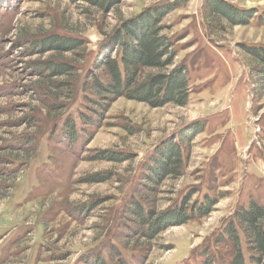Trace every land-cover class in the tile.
<instances>
[{
    "label": "rangeland",
    "instance_id": "rangeland-1",
    "mask_svg": "<svg viewBox=\"0 0 264 264\" xmlns=\"http://www.w3.org/2000/svg\"><path fill=\"white\" fill-rule=\"evenodd\" d=\"M220 1L251 12L249 23L212 16L213 0H122L107 12L79 0H0V242L8 224L27 231L2 245L0 264H231L232 225L252 264L238 215L252 202L264 209V75L248 53L264 50V0ZM163 4L176 6L162 24L176 52L167 72L186 66L188 102L154 109L120 98L96 127L86 126L81 114L100 101L89 78L100 49L123 22ZM50 36L84 47L64 55L27 51ZM47 61L75 73L44 80L31 66ZM97 74L105 79L103 70ZM68 119L78 134L71 147L59 142ZM173 139L184 166L155 196L148 169ZM99 153L129 158L96 160ZM94 177L105 181L86 182ZM206 198L217 201L207 217L150 241L126 214L133 201L149 199L164 213Z\"/></svg>",
    "mask_w": 264,
    "mask_h": 264
},
{
    "label": "trees",
    "instance_id": "trees-1",
    "mask_svg": "<svg viewBox=\"0 0 264 264\" xmlns=\"http://www.w3.org/2000/svg\"><path fill=\"white\" fill-rule=\"evenodd\" d=\"M79 1L97 7L102 12H107L122 0ZM213 3L214 5L210 9L212 16L218 19L223 18L230 24L247 25L252 18L251 12L250 14L249 12L244 14L236 12L238 9H232L228 4H225L226 2L213 0ZM175 7L172 4H163L147 9L131 20L123 22L120 28L109 36L100 49L94 64V71L89 76L92 79L91 88L100 101H91L90 105L94 106L87 108L90 113L81 114V120L86 126L96 127L95 121H99L97 117L102 118L101 116L108 111L110 105L120 98L144 103L154 109L162 108L167 104L186 105L189 100V80L186 66L179 65L167 72L168 68L174 65L176 52L171 41L164 35L162 24L165 17ZM249 16L251 17L249 18ZM83 47L82 42L77 39L50 36L34 42L27 51L34 54L52 52L64 55L76 53ZM248 53L258 63L260 74L264 75V50H249ZM31 69L36 72L35 75L44 80L70 77L75 73L74 67L70 64H53L50 61L34 63ZM99 70L105 72V79L98 76ZM147 70H158V72L146 74ZM91 114L92 117H90ZM63 131L64 134L60 135L59 142L62 145L63 143L67 145L66 147L69 145L71 147L78 140L75 123L68 119L64 124ZM195 132L192 133V136ZM186 134L187 132L179 134L184 142L188 141ZM192 136L190 137L192 138ZM156 157L157 159H155L152 169H148L149 174L146 177L148 192H152L151 194H155V196L157 188L169 178L177 179L184 166L183 150L174 139L164 142ZM128 158L118 153H99V156H95L96 160L114 163H122ZM104 181V179L94 177L86 182L102 183ZM141 202L142 204L139 201H133L126 214L131 218V222L138 227L142 238L148 241L157 238L170 227L188 223L196 215L207 217L217 204L216 200L206 198L200 206L196 204L189 208V201L186 199L177 208L159 213L154 210L149 199ZM146 203L148 209L145 207ZM81 211L83 210L81 209ZM238 220L241 229L246 234L251 252L255 254L251 258L252 264H264V209L252 202L248 209L238 215ZM232 226L228 230L229 243L234 249L231 264H245L240 237L235 225ZM99 261L98 264H100Z\"/></svg>",
    "mask_w": 264,
    "mask_h": 264
},
{
    "label": "crops",
    "instance_id": "crops-1",
    "mask_svg": "<svg viewBox=\"0 0 264 264\" xmlns=\"http://www.w3.org/2000/svg\"><path fill=\"white\" fill-rule=\"evenodd\" d=\"M6 227H9V229H8V233L5 235V239H4V241L3 242H0V249H1V247H2V245L5 243V242H7L8 241V245H6V247H8V246H10V244L11 243H13V242H15L17 239H19L20 237H22L26 232L25 231H22V232H20L19 234L18 233H16L17 231H19V228H17V229H15V227L16 226H13V225H10V224H8V226H5V228ZM12 236H14V237H12ZM10 237H12V238H10ZM10 238V239H9ZM32 252H30V254H31Z\"/></svg>",
    "mask_w": 264,
    "mask_h": 264
}]
</instances>
